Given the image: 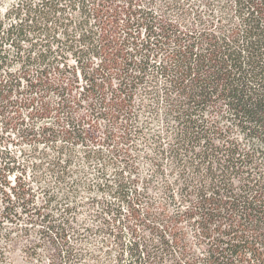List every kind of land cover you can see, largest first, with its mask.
<instances>
[{
	"label": "trees",
	"instance_id": "16d2710c",
	"mask_svg": "<svg viewBox=\"0 0 264 264\" xmlns=\"http://www.w3.org/2000/svg\"><path fill=\"white\" fill-rule=\"evenodd\" d=\"M264 264V0H0V264Z\"/></svg>",
	"mask_w": 264,
	"mask_h": 264
},
{
	"label": "rangeland",
	"instance_id": "374dc122",
	"mask_svg": "<svg viewBox=\"0 0 264 264\" xmlns=\"http://www.w3.org/2000/svg\"><path fill=\"white\" fill-rule=\"evenodd\" d=\"M22 251L19 248H15L13 252V257L16 258L15 263L16 264H26L23 260V255L21 253Z\"/></svg>",
	"mask_w": 264,
	"mask_h": 264
}]
</instances>
